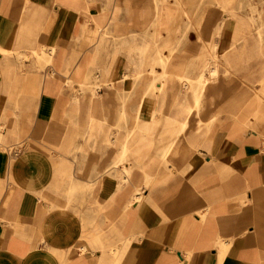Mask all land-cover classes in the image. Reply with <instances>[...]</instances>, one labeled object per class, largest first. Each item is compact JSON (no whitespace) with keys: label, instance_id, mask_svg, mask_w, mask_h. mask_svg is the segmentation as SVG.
Segmentation results:
<instances>
[{"label":"crops","instance_id":"obj_1","mask_svg":"<svg viewBox=\"0 0 264 264\" xmlns=\"http://www.w3.org/2000/svg\"><path fill=\"white\" fill-rule=\"evenodd\" d=\"M133 1L0 0V264H264V15L248 30L212 10L170 36L167 75L207 83L198 107L177 83L155 115L148 92L123 110L105 87L74 90L105 71L132 90L105 32L137 22L115 5H152ZM141 103L140 124L157 126L126 144L117 124Z\"/></svg>","mask_w":264,"mask_h":264},{"label":"rangeland","instance_id":"obj_2","mask_svg":"<svg viewBox=\"0 0 264 264\" xmlns=\"http://www.w3.org/2000/svg\"><path fill=\"white\" fill-rule=\"evenodd\" d=\"M152 5L150 6H126L120 8V3L115 5L112 8L113 14L115 15V19L120 16L121 20H124V16L128 19V17H135L137 22L131 24L129 22H111L108 24L105 32L106 40L110 43V45L116 46V50H121L127 53L126 57L130 58L132 61V66L134 68V83L130 92H127L126 86H119L115 84V82L110 78L106 71L102 72L100 76V80L92 79L90 74V79L85 81L87 86H80L77 89L74 88L77 93H82L84 95H88L89 98H93L98 94H101V89L105 87L107 90L111 92H116L117 95L124 96L125 99L122 98L121 103L124 109L128 110L129 102L134 100L137 96V93L141 94L142 97L145 96V93L148 92L149 97L153 98L157 103V107L161 108V102L165 101L168 96L175 98V92L178 89L177 83L186 84L188 87V91L194 94L193 86H199L204 80V77L194 83L191 80H183L179 79L176 81L174 76L166 73L168 65L171 63L174 53L176 51V40L169 38L172 36L177 30H188L190 27H198L199 23H196L195 20L197 18H201L205 14H208L209 11L217 10L218 13H222L231 18L238 19L244 18L243 20H248V30H256L257 28V20L262 19L264 15V0H151ZM124 2V1H123ZM121 2V3H123ZM145 0H134L133 4H143ZM111 11V13H112ZM181 22L178 24L175 22L178 17ZM258 18V19H257ZM114 19V20H115ZM163 20V21H162ZM175 20V21H174ZM178 25L180 28H178ZM133 26V28H130ZM261 26L263 24L261 23ZM116 27V28H115ZM136 27V29H135ZM116 29V30H114ZM260 30H263L260 27ZM121 32L120 34L118 32ZM131 31V32H130ZM121 35V36H120ZM120 36V37H119ZM113 43V45H112ZM115 44V45H114ZM167 51V55L163 53ZM118 57V55L114 56L110 55L108 58ZM40 62L41 59H39ZM111 62V61H110ZM107 64V68L110 67V71L113 69V62ZM111 65V66H110ZM149 76L152 79V86L141 87L145 78ZM129 78V73L124 77V79ZM104 79V80H103ZM172 84L171 86H168ZM124 84V82H120V85ZM163 85L159 87L158 85ZM176 84V85H175ZM107 86V87H106ZM70 88H73L70 86ZM205 88V87H204ZM204 90V89H203ZM203 92H201L202 95ZM174 94V96H173ZM126 95V96H125ZM169 98V99H170ZM201 98V96H200ZM144 99V98H143ZM200 101V100H199ZM160 104V106H159ZM134 106V105H133ZM199 106V102H198ZM197 106V107H198ZM132 114L135 111V107L130 108ZM164 109V108H163ZM169 110H173L171 107ZM176 110V107L174 108ZM189 114H191L192 110L190 109ZM162 113V108L155 115H160ZM135 114V113H134ZM176 114V113H175ZM119 120L117 124V128L120 127L126 128L131 126L133 131L132 134H128L125 138V143L128 144L130 141L137 142V146H140L139 138L141 137L138 130L144 132L151 129L154 130L157 125H148L145 127V124H140L141 119L136 118H128L124 115ZM177 125L176 120H165L164 126L172 127ZM187 126V121H186ZM138 127V130L135 134V129ZM183 128L185 126L183 125ZM154 132V131H153ZM167 130H164V134H166ZM174 140L165 141L163 144L167 146L166 152H164V156L162 159H166V157L175 154L172 152V148L175 146L176 136H173ZM130 139V140H129ZM2 142V141H1ZM5 146H9L10 144L7 142H2ZM162 145V146H163ZM142 146H144L142 144ZM123 153L121 155L122 158L126 160H121L122 162H128L129 153L127 152V147H123ZM145 152L143 150L142 156H137V162H144ZM150 152V149L147 150V154ZM146 160V159H145Z\"/></svg>","mask_w":264,"mask_h":264},{"label":"bare ground","instance_id":"obj_3","mask_svg":"<svg viewBox=\"0 0 264 264\" xmlns=\"http://www.w3.org/2000/svg\"><path fill=\"white\" fill-rule=\"evenodd\" d=\"M43 57H41L42 59ZM207 81L206 80H202V83H200L199 86H193V90H194V98L196 100V103H197V106H198V102L200 100V96H201V92H203V89L206 85ZM141 109H142V103L139 105V107L137 108V114H136V118L138 119V117H140V114H141ZM192 110V109H191ZM186 121L187 119L185 120L184 122V126L186 127ZM127 168V167H126Z\"/></svg>","mask_w":264,"mask_h":264}]
</instances>
